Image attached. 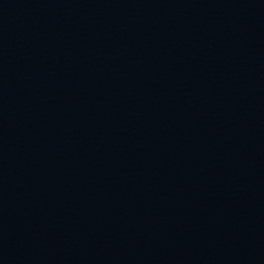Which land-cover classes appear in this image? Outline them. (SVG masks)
I'll use <instances>...</instances> for the list:
<instances>
[{"label":"water","instance_id":"1","mask_svg":"<svg viewBox=\"0 0 264 264\" xmlns=\"http://www.w3.org/2000/svg\"><path fill=\"white\" fill-rule=\"evenodd\" d=\"M0 264H264V0H0Z\"/></svg>","mask_w":264,"mask_h":264}]
</instances>
